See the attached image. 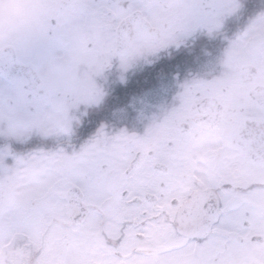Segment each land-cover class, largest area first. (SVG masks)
<instances>
[{"label":"flooded vegetation","instance_id":"flooded-vegetation-1","mask_svg":"<svg viewBox=\"0 0 264 264\" xmlns=\"http://www.w3.org/2000/svg\"><path fill=\"white\" fill-rule=\"evenodd\" d=\"M2 108L50 260L264 264V0H0Z\"/></svg>","mask_w":264,"mask_h":264},{"label":"rangeland","instance_id":"rangeland-1","mask_svg":"<svg viewBox=\"0 0 264 264\" xmlns=\"http://www.w3.org/2000/svg\"><path fill=\"white\" fill-rule=\"evenodd\" d=\"M12 128L16 130L9 122V110L0 109V134L7 135ZM10 153L8 147H0V264H58L47 257L51 252H45L55 246L57 228L46 232L42 223L44 211L54 210L59 202L58 186L51 189L56 174L44 172V166L18 164ZM43 239H49L48 245ZM71 240L75 247L66 248L70 252L62 264H121L113 255L100 257L102 251L88 234H74Z\"/></svg>","mask_w":264,"mask_h":264}]
</instances>
